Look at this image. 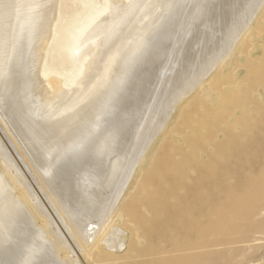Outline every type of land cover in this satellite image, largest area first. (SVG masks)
<instances>
[{
    "label": "bare ground",
    "instance_id": "obj_1",
    "mask_svg": "<svg viewBox=\"0 0 264 264\" xmlns=\"http://www.w3.org/2000/svg\"><path fill=\"white\" fill-rule=\"evenodd\" d=\"M69 1L72 7L58 5L57 0H0V128L5 129L26 172L39 178L44 194L56 200L57 207L72 222L71 227L77 226L80 237L89 243L104 227V211L117 203L118 196L111 194L121 183L126 185L124 182L140 164L143 146L164 128L177 102L199 88L201 78L220 66L236 43L247 37L264 0ZM90 12L83 26L71 29L61 21L66 15L81 21ZM188 29L191 31L184 36ZM201 36L210 37L211 41L202 45L206 50L202 52L200 47L201 51L184 59L183 51L193 49ZM71 37V60H67ZM145 45L150 46V52L139 58ZM173 48L176 54L170 57ZM46 62L51 64L49 68ZM50 69L57 74L49 76ZM162 70L166 73L160 78L157 74ZM120 111L124 116L117 117ZM125 135V141L131 142L120 141ZM1 139L2 163L19 189L23 186L26 190L27 200L14 197L12 184L0 176V264L1 260L2 264H61L52 253L44 252L43 232L37 226L33 228V220L38 214L43 219L47 215ZM106 146L120 151L119 168L111 165L109 171L117 157L110 163L103 162ZM90 163L93 170L87 173ZM216 171L204 172L203 176ZM121 174L126 177L124 182L118 181ZM88 176L94 178L88 180ZM80 194L81 201L71 197L77 199ZM159 210L155 207L152 217ZM235 213L238 217L239 212ZM138 217L142 223L144 216ZM215 222L212 226L219 225ZM54 231L50 234L58 242L61 237L58 230ZM109 231L98 239L94 250L103 244L110 251L122 247L124 238L119 230ZM34 239H40L41 245L35 246Z\"/></svg>",
    "mask_w": 264,
    "mask_h": 264
},
{
    "label": "rangeland",
    "instance_id": "obj_2",
    "mask_svg": "<svg viewBox=\"0 0 264 264\" xmlns=\"http://www.w3.org/2000/svg\"><path fill=\"white\" fill-rule=\"evenodd\" d=\"M57 2L58 5L72 7L69 0ZM92 3L97 4L93 0ZM257 12L247 37L236 43L220 66L209 70L201 78L199 88L177 102L164 128L143 146L138 160L140 164L134 168L128 181L124 182L126 177H121L126 171L119 176L118 181L126 185L121 183L114 192L117 195L111 194L113 197L118 196L117 203L104 211L101 217L104 227L98 230L93 242L83 241L78 233L79 228L71 227L72 222L57 207L56 200L54 202V199L44 194V186L39 178H35L28 170L26 172L12 141L6 137L5 129L0 128V139L9 154L12 152L10 155L15 157L12 158L21 168L29 190L33 191L41 205L39 208L47 215H44V219L39 216L42 218L39 219L38 214L33 220V228L37 226L36 229L43 232L40 236L43 238L44 252L52 253L61 264H264V7H260ZM90 14L81 21L77 17L71 19L69 15L63 16L61 21L65 20L72 29L78 24L83 26ZM189 31L183 33L184 36ZM218 33L215 34L218 35L216 39L220 37ZM209 39L198 37V50L196 44L193 49L186 48L182 53L184 59L192 52L195 54L194 51L202 48V52L205 51L204 46L211 41ZM72 42L73 37L67 41V60H71L69 50ZM183 57H180V62ZM50 66L46 62V67ZM53 70L50 69L49 76L57 74ZM162 71L157 74L160 78L166 73ZM134 84L132 82V86ZM159 109L156 111L159 112ZM123 113L120 111L117 117L124 116ZM117 130L121 132V128ZM125 138L126 135L120 141H125ZM103 150L101 157L104 163H110L109 160L116 157L115 161L118 160L111 161L109 171L111 165L119 168L122 163L120 151L107 146ZM108 153L113 155L108 156ZM88 167L87 173H91L92 163ZM210 170L217 171L203 176L204 172ZM8 171L0 157V176H5L12 184L14 190L11 188V193L14 197L19 195L21 197L17 199H23L26 190L23 186V192L19 189L11 171ZM89 177L94 178L88 176V180ZM154 180H158V183ZM79 196L82 195H78L77 199L74 195L71 197L78 202L81 201L78 200ZM107 200L110 201L109 197ZM155 207H159L161 212L159 210L160 215L152 217ZM237 211L238 217L234 216ZM138 212L144 216L142 223ZM214 221L219 225L212 226ZM113 229L119 230L120 237L124 238L122 247L110 251L103 244L99 250H94L98 239ZM54 230H58L56 233L61 237L58 242V238L50 234ZM49 240L52 243L47 242ZM131 240L134 242L130 246ZM41 241L34 239V245H39ZM63 242L65 245L62 246Z\"/></svg>",
    "mask_w": 264,
    "mask_h": 264
},
{
    "label": "snow or ice",
    "instance_id": "obj_3",
    "mask_svg": "<svg viewBox=\"0 0 264 264\" xmlns=\"http://www.w3.org/2000/svg\"><path fill=\"white\" fill-rule=\"evenodd\" d=\"M149 52H150V46L145 45V46L141 49V51H140V57H139V58H143V57L146 56ZM175 54H176V52H175V48H173V49L169 52V55H170V57H174ZM139 58H138V59H139Z\"/></svg>",
    "mask_w": 264,
    "mask_h": 264
}]
</instances>
